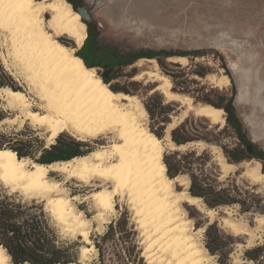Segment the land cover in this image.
Listing matches in <instances>:
<instances>
[{
    "label": "rangeland",
    "instance_id": "1",
    "mask_svg": "<svg viewBox=\"0 0 264 264\" xmlns=\"http://www.w3.org/2000/svg\"><path fill=\"white\" fill-rule=\"evenodd\" d=\"M77 1L78 7H81L82 3L84 4L90 16L92 36L107 49H104L106 53L103 54L100 51L96 55H108V61L115 59L114 54L124 56L128 53L148 50L166 49L182 52L199 49L202 51V54L197 56L138 57L129 64L114 63L108 68V73L104 75L109 77L107 84L114 92L135 95L143 106L149 96L155 94L162 100V105L165 106L163 110L171 109L167 115L169 120L167 123L161 121L166 117L165 112L161 114V108H156V113L153 116L146 110L145 123L154 134H156L155 132L160 134L159 138L163 139L165 143L164 154L174 150L183 152L195 149L197 153L204 149L207 150L209 157H202L206 159V162L205 165L200 166H204L205 173L210 174L211 183L215 187L230 188L241 203L209 207L206 201L199 197L204 209L213 210L211 215L184 202H180V205L185 211L186 217L192 220L193 227L201 229L194 235L201 248L205 249L210 263L218 264L219 258L218 254H211L205 247L206 228L213 224L222 232L225 243L224 251L228 252V263L250 264L243 259L244 249L264 242V223L262 220H255L257 217H264V183L255 182L251 176V173L259 166L257 161L260 163L259 170L262 171V162L251 158L239 163H230L217 144L206 141L219 138V143L224 144L227 148L237 142L231 129L226 128V113L222 108L223 125L197 115L192 110H186V105L178 100H168L160 90L156 89L159 82L148 78L145 73L140 77L136 76L145 71H151L153 66L147 59H154L160 73L168 77L170 91L190 98L194 106L222 104L225 101L221 100L222 96L228 98L234 94L233 105L236 115L251 141L264 150V0ZM71 7L74 10V6L71 5ZM48 17L49 15L46 14L45 18ZM85 26L87 37L88 25ZM60 40L74 47V43L67 37H62ZM83 44L77 48L76 53L80 49L91 64L100 63L91 55L94 56L95 52L90 53L87 47H83ZM177 57H183L184 60L178 61ZM0 58L4 70L13 79V85L23 91L31 99L33 108L37 109L38 99L23 74L13 65L12 57L8 52V43L2 32H0ZM4 58L7 65L2 62ZM176 63L180 66H176ZM88 67H94L97 75L102 79L101 76L105 70L103 67L98 65ZM196 71H203L204 74L198 75L195 73ZM16 114L15 110L7 107L0 100V115L3 116L0 120V132L7 135L6 140H10V145L22 147L31 153L34 158L25 156L31 160L40 157L39 142L36 138L41 139L43 147L47 149L57 142L76 143L79 145L78 154L90 151L104 142L103 140L80 141L67 132H62L56 137L54 143L45 146V132L42 128L30 124L26 120L21 122L19 117L3 122L4 118H13ZM172 120L175 121L174 125L169 127ZM181 122L186 123V128L181 131V135L189 140L183 144L184 147L171 148L164 138L168 132L170 135V131ZM2 142L4 143L5 140ZM74 147L75 145L72 146V148ZM72 156L74 155L69 158ZM44 159L46 161V158H43L42 161ZM62 160L66 159L58 161ZM221 160L231 166L224 168ZM45 161L43 163H48ZM196 164L194 162L192 166L197 167ZM49 175L56 180L65 181L63 185L68 195L83 197L93 190L92 187H87L75 179L66 180L58 172H50ZM177 176L178 179L173 181L174 190L176 192L185 190L190 194L188 174L184 172ZM185 178L189 180L186 187L183 183L187 181ZM0 189L9 191L1 183ZM17 193L23 201L34 199L37 203H41L52 224L57 228L61 239L77 244L76 261H80L82 264H95L100 258L105 264L117 263L120 260L126 261L128 255L125 253V248L137 245L143 260L139 262L131 258V261H134L131 264H153L145 249L146 242L142 229L136 224L133 210L127 205L125 199L115 197L114 213L108 216L107 223L98 227H95L97 221L94 220L93 226L89 229V241L85 242L81 236L74 235L64 229L59 221L51 216L41 197L27 198L28 196L24 193H20V191ZM75 205L83 210L87 217L94 214L87 200L76 201ZM226 218L244 227L247 232H234L225 222ZM110 226L113 227V231H110L105 239H101ZM95 243H99L102 248L101 256ZM82 247L89 248L88 253L83 256L85 258L81 256Z\"/></svg>",
    "mask_w": 264,
    "mask_h": 264
},
{
    "label": "bare ground",
    "instance_id": "2",
    "mask_svg": "<svg viewBox=\"0 0 264 264\" xmlns=\"http://www.w3.org/2000/svg\"><path fill=\"white\" fill-rule=\"evenodd\" d=\"M0 32L8 43L13 65L38 99L34 109L23 91L0 87V100L17 112L15 117L4 118L3 122L19 117L21 122L26 120L42 128L45 146L54 143L62 132L80 141H104L83 154L51 163L19 157L11 149L0 148V183L11 192L24 193L27 198L41 197L51 216L85 242L89 241L94 220L95 227L108 222L118 196L133 210L153 264H212L194 235L201 229L193 227L180 202L207 215L213 210L204 209L199 197L185 190H174L173 181L178 176L167 175L163 162L165 143L146 125L147 112L139 98L114 92L94 67L86 66L76 55L86 37L80 14L66 0H0ZM62 37L70 39L74 47L63 43ZM147 60L152 63V70L136 77L145 73L159 82L156 89L168 100H178L186 105V110L224 124L221 108L210 104L194 106L190 98L171 92L168 77L160 73L154 59ZM2 62L7 65L5 58ZM164 139L171 148L184 147L176 146L169 132ZM221 161L224 168L231 166ZM257 165L260 166L258 161ZM259 166L254 167L251 176L255 182L264 183V172ZM50 172H58L66 180L75 179L93 190L83 197L68 195L65 181L50 177ZM183 183L186 187L189 180ZM79 200L89 201L94 211L91 217L77 208L75 202ZM255 220L264 223V217ZM225 222L234 232H247L227 218ZM88 251L89 248L82 247L81 256ZM0 264H12L1 245Z\"/></svg>",
    "mask_w": 264,
    "mask_h": 264
},
{
    "label": "trees",
    "instance_id": "3",
    "mask_svg": "<svg viewBox=\"0 0 264 264\" xmlns=\"http://www.w3.org/2000/svg\"><path fill=\"white\" fill-rule=\"evenodd\" d=\"M74 10H76L75 7ZM82 20L86 22L83 18ZM83 47H89L92 51L98 49L107 50L106 47L101 46L90 34L87 35ZM200 54H202V51L199 49H189L182 52L159 49L128 53L124 56H117L114 54L115 59L111 61H108V55H105L102 57V62L99 66L105 69L101 77L105 83H108L109 77L104 74L108 73V68L114 63L118 65L129 64L132 60L143 56L148 58H159L160 56H163L166 58L174 55L197 56ZM76 55L84 60L86 66L96 65L91 64L80 49ZM175 65L180 66L177 63ZM195 73L198 75L204 74L203 71H196ZM0 87L17 89L13 85V79L4 70L1 62ZM233 99L234 94H231L228 98H224V96H222L221 100H225L224 103L212 104L225 111L226 128L231 129L237 139V142L232 147L227 148L224 144L219 143V138L206 141L217 144L222 149L227 161L230 163H239L245 159L251 158L261 161L263 164L262 171L264 172V150L252 142L247 135L244 126L236 115ZM144 106L151 116L156 113V108H161V114L165 112L164 114L166 116L161 121L163 123H167L169 121L167 115L171 109L163 110L165 106L162 105V100L158 95H150L148 100L145 101ZM2 118L3 116L0 115V120ZM185 128L186 123L181 122L170 131L171 140L176 145H183L189 140V138L181 135V131H184ZM155 133L157 137H160L159 133ZM218 134H220V131H218ZM6 138L7 135L0 132V148L11 149L15 151L19 157L29 156L34 158L31 153L25 151L22 147L10 145V140H6ZM36 139L39 142L40 149V157L39 159H35L38 162L43 163L44 161H42V159L45 157L50 158L51 156H59L62 159H69L71 155L75 156L81 154H78L79 145L76 143L70 141H62L60 143L57 142L56 144H52L51 147L47 149L43 147L44 145L41 139ZM2 140H5V142L3 143ZM74 145L75 147L72 148ZM204 156L209 157V153L205 149L200 153H197L195 149L183 152L178 150L170 151L163 156L166 173L169 177L174 178L175 176L186 172L190 178V185L188 189L189 193L193 196L203 198L209 207L241 203V201L231 192L230 188H217L211 183L210 174L205 173L203 169L204 166H200L205 165L206 159L202 158ZM194 162L197 163V167L192 166ZM110 231H113L112 226H110L107 232L101 236V239H105ZM131 231L134 233L133 230ZM205 234L207 239L205 244L206 249L211 254L219 255L218 264H229L227 261L228 252L224 251L225 243L223 241L222 232L215 228L212 224L206 228ZM0 245L5 249L13 264H63L76 261L77 259V244L75 242L61 239L57 228L52 224L49 215L44 210L41 203H37L34 199H31L30 201H23L17 192H9L5 189H0ZM95 247L101 256L102 248L99 243H95ZM137 248V245L126 247L125 253L128 255V259L126 261L120 260L117 263L112 264H131V262H134L133 260L142 262L143 259ZM131 258L134 259L131 261ZM243 259L252 264H264V242L245 248L243 251ZM95 264H105V262L100 258L98 263Z\"/></svg>",
    "mask_w": 264,
    "mask_h": 264
},
{
    "label": "flooded vegetation",
    "instance_id": "4",
    "mask_svg": "<svg viewBox=\"0 0 264 264\" xmlns=\"http://www.w3.org/2000/svg\"><path fill=\"white\" fill-rule=\"evenodd\" d=\"M69 1V3L72 5V6H74L75 8H76V11H79L81 8H84V9H86L85 7H84V4L82 3V6L81 7H78L77 6V3H78V1L77 0H68ZM86 11H87V9H86ZM89 15V14H88ZM86 22H84L83 20V22L85 23V25H88V34H90L91 36H92V33H91V24H90V16H89V18L88 19H85L84 17H82ZM93 38H95V37H93ZM105 47V46H104ZM87 50L91 53V52H95L94 53V56H93V54H91L92 55V57H93V59H98L99 61H100V63L102 62V57L103 56H97L96 55V53H98V52H102L103 54L104 53H106L105 51H104V49L102 50V49H98V50H95V51H92L89 47L87 48ZM96 56V57H95ZM100 63H98V66L99 65H101ZM93 64H96V63H93ZM97 65V64H96ZM101 67V66H100ZM46 158V157H45ZM60 159H62L61 157H59V156H51L50 158H46V161H58V160H60ZM44 161H45V159H44ZM63 161V160H62Z\"/></svg>",
    "mask_w": 264,
    "mask_h": 264
},
{
    "label": "water",
    "instance_id": "5",
    "mask_svg": "<svg viewBox=\"0 0 264 264\" xmlns=\"http://www.w3.org/2000/svg\"><path fill=\"white\" fill-rule=\"evenodd\" d=\"M79 14H80V17L82 18V17H84L85 19H88L89 18V15H88V13H87V11H86V9H84V8H81L79 11H77ZM176 145V144H175ZM176 146H179V145H176ZM51 162H53V161H51ZM51 162H48V163H51Z\"/></svg>",
    "mask_w": 264,
    "mask_h": 264
}]
</instances>
